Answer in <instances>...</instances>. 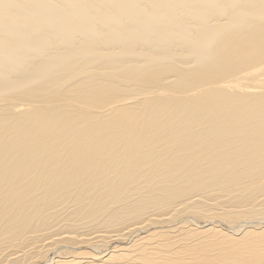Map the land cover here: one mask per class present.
<instances>
[{
  "label": "bare ground",
  "instance_id": "1",
  "mask_svg": "<svg viewBox=\"0 0 264 264\" xmlns=\"http://www.w3.org/2000/svg\"><path fill=\"white\" fill-rule=\"evenodd\" d=\"M0 264H264V0H0Z\"/></svg>",
  "mask_w": 264,
  "mask_h": 264
},
{
  "label": "rangeland",
  "instance_id": "2",
  "mask_svg": "<svg viewBox=\"0 0 264 264\" xmlns=\"http://www.w3.org/2000/svg\"><path fill=\"white\" fill-rule=\"evenodd\" d=\"M221 226H222L223 228H227V226H226V225H224V224H222Z\"/></svg>",
  "mask_w": 264,
  "mask_h": 264
}]
</instances>
